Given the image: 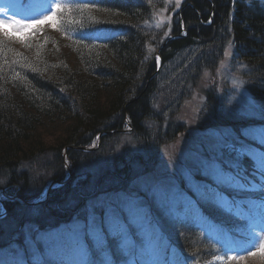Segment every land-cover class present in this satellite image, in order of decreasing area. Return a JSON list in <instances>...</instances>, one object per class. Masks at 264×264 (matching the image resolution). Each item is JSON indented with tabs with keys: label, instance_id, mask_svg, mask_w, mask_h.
Instances as JSON below:
<instances>
[{
	"label": "trees",
	"instance_id": "1",
	"mask_svg": "<svg viewBox=\"0 0 264 264\" xmlns=\"http://www.w3.org/2000/svg\"><path fill=\"white\" fill-rule=\"evenodd\" d=\"M57 1L61 44L40 52L0 33V264H66L69 249L82 251V264H264L260 254L215 261L264 225V176L236 152L218 159L217 178L196 172V189L177 178L176 202L138 191L148 229L122 209L86 208L156 162L184 129L172 116L229 43L232 60L251 65L263 118L229 112L211 88L198 126L228 128L234 150L264 151L249 137L264 130V0H183L161 27L154 19L167 0Z\"/></svg>",
	"mask_w": 264,
	"mask_h": 264
},
{
	"label": "rangeland",
	"instance_id": "2",
	"mask_svg": "<svg viewBox=\"0 0 264 264\" xmlns=\"http://www.w3.org/2000/svg\"><path fill=\"white\" fill-rule=\"evenodd\" d=\"M41 1L49 2L53 6H38L33 10L23 11L24 9H21L22 6L19 1L13 3L12 0H0L2 2L0 12H12L9 17L0 14V33L2 35H5V32L15 33V35L5 36L17 41L16 46L18 47L22 46L21 41L25 39L28 42L26 45L32 49L37 47L35 49H40V52L52 49L55 43L61 44L62 41L59 42L60 33L57 30L59 27H53V11L57 10L56 5H59V3L57 0ZM182 1L180 0V4ZM36 2L38 3V1ZM176 10H178V7L175 6V0H167L165 7L160 8L156 14L154 24L157 26L158 22L162 21L161 26L166 25L170 21L172 13ZM14 21H20L21 24H32L34 27L32 29H17L13 23ZM232 48V44L229 43L216 68L203 71L204 73L189 95L181 102L171 121L175 125L176 123L181 124L184 129L178 131L172 140L166 141L161 146L156 162L144 174L136 175L124 190L103 193L94 198L86 206L89 212L88 215L92 214L95 208H105L107 214H115L122 209L125 216L138 218L139 221L135 222L137 226L148 229L144 218L139 215L140 208L143 205L137 201L139 198L138 191L152 194L156 200L176 202L179 199L177 194L180 186L177 178L182 177L189 187L196 189V182L193 179L196 172L210 178H217L221 174L222 169L218 165V159L223 158L231 161L234 152L238 153V151L233 149L232 142L234 138L228 128L223 126L201 128L198 126L200 122L199 114L204 108L207 90L213 88L214 93L220 97L223 107L229 112L232 111L257 119L263 118L260 107L254 102L249 92L250 81L247 77L251 65L244 61L235 63L231 58ZM252 133L254 134L249 137L258 141L260 135L255 132ZM96 143L92 144L95 149L98 148ZM242 147L245 148L244 145ZM223 148L226 149V152H223ZM1 191L0 195H2ZM45 196L44 194L40 201H44ZM3 217H5V212L0 209V218ZM251 222V225H258L261 221L256 219ZM259 228L258 233L264 226L262 225ZM33 229L34 227L26 225L20 232L29 240ZM83 233L84 230L75 232L73 235L71 234L68 240L73 241L75 237L83 235ZM261 235L264 236V233H261ZM249 251L257 253L259 251V243L254 241L252 236L247 245L234 248L236 255L244 254V252L247 254ZM81 253L82 251L78 252L77 255L81 258V262L85 263L84 255H81ZM228 255L234 256L233 253ZM215 261L222 262L217 259Z\"/></svg>",
	"mask_w": 264,
	"mask_h": 264
},
{
	"label": "snow or ice",
	"instance_id": "3",
	"mask_svg": "<svg viewBox=\"0 0 264 264\" xmlns=\"http://www.w3.org/2000/svg\"><path fill=\"white\" fill-rule=\"evenodd\" d=\"M180 5V0H175V6L179 7ZM57 9H59V5H56ZM14 25L16 26L17 29L20 28H27V29H32L34 25L32 24H21L20 21H14ZM57 21L53 19V27H56ZM163 22L160 21L158 22L157 26H161ZM5 35H15V33L9 34L5 32ZM245 135L247 136L248 133L247 131L245 132ZM258 143L264 144V130H261L260 132V139L257 141ZM239 155L241 157H246L250 162L253 167V169L260 173L262 176H264V151L262 152H252L251 150L241 147L240 149L237 150ZM231 180H235L236 177H230ZM261 190H264V185L259 186ZM261 233H264V228L261 229L260 233L256 232L255 229L252 230L251 236L254 241L259 243V251L257 252H251L249 251V255L256 256L257 254L264 255V236L261 235ZM66 261V264H81V258L77 255V250L76 249H69V253L67 256L63 257ZM215 259L224 261L225 257L224 256H219L216 257ZM244 257L242 256H228L227 260L232 261V260H243Z\"/></svg>",
	"mask_w": 264,
	"mask_h": 264
},
{
	"label": "water",
	"instance_id": "4",
	"mask_svg": "<svg viewBox=\"0 0 264 264\" xmlns=\"http://www.w3.org/2000/svg\"><path fill=\"white\" fill-rule=\"evenodd\" d=\"M81 149L86 150V148H81ZM91 149H94V147H90V149H87V150H91Z\"/></svg>",
	"mask_w": 264,
	"mask_h": 264
}]
</instances>
